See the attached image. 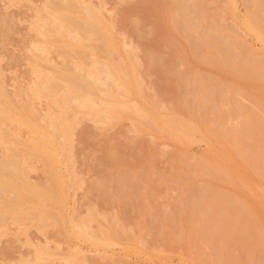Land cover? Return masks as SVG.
Wrapping results in <instances>:
<instances>
[{
    "label": "rangeland",
    "instance_id": "1",
    "mask_svg": "<svg viewBox=\"0 0 264 264\" xmlns=\"http://www.w3.org/2000/svg\"><path fill=\"white\" fill-rule=\"evenodd\" d=\"M49 1L56 3L58 1L62 2L63 0H0V90L1 94H5L2 95L3 98L1 102L4 101V103L2 102V107L0 106V111L2 110V113H0H6H4L5 115H0V117L2 116L0 119L2 123H0V137L2 140L4 139L3 141L6 143L4 146L0 145V181L3 182L4 178V180L9 181L11 184L15 183L13 186H16V192H19L21 188L23 189L27 185H30L29 187L31 188L35 186L34 189L36 192L39 190L36 194L40 197L42 195V199L38 201L41 202L43 200V202L36 204L38 201L35 199V195L33 193H28L29 196L27 192L23 193L25 192L23 189L20 193L29 196H25L24 198L25 207L19 208L18 211L16 210L18 208L17 206L14 208L15 211L12 209L13 216H4L0 214V264H198L196 263V252L199 251L200 252L197 254H200L202 258L200 264H213L210 262L212 261V257L209 249L205 248V244L199 241V235L196 229L192 227L193 225L191 226L193 231H190L192 229L188 230L191 234L189 233L190 236L189 234L186 235L188 236L186 241H198L199 246L197 244L195 252L186 247V252L184 249L186 245L184 238L186 236H182L177 227L175 228L170 225L172 224L170 219H172V213L187 202V185L176 177H182L184 174H182V172H184V169L186 171L188 168L189 160L196 158L197 155L203 156L207 151H215L216 153L214 154H218L217 152L219 151L216 149L219 145L217 141L214 142L216 138L214 135H211V132H214V130L218 128L222 129L223 127L222 130H229L233 125L240 122L236 116L240 108L248 112L254 111L255 109V105L253 104L254 101H252V96L254 94L251 95L252 91L255 92L256 90V86H254L255 83L254 85L253 83H248L249 85L247 87L249 88L246 87L248 90L245 88L244 90L239 88V90L234 89L239 83L237 81H232L233 78L229 80L230 78L223 75L224 73L222 70L202 60L200 53H198L200 56L199 59L198 55H196L199 50H196L195 45L196 41H198L197 39H200L203 35L216 33L217 35L219 34L220 39H229L230 42L229 40L227 41L234 45L235 48L238 47L237 49H242L244 46L243 48L247 51L243 49V53L241 52L242 54L239 51L238 57H241L239 59L245 58V55H248L249 52L253 54L254 52L257 54L260 52L261 54L259 55H262L261 57L264 58V43L261 42L254 33H249V31L247 32V30L242 27V20L247 14L246 8L250 6V4L247 3L248 0L246 2L245 0H231L232 4H228L225 0H76L79 4L81 2L88 5L90 4L89 6L93 10L95 9L96 14L98 11V17L100 15L101 19L106 22V24L110 25V23L115 22V25L113 23L111 24L114 26V28L111 27V32L112 30L114 32H112V38L118 39L119 33L124 37L120 35L122 38L118 39L116 42H114L115 40L113 39L112 41L119 46L118 50H121L120 48L122 46L118 42H126L124 43V51L123 47L122 51H116V47L114 50H111L115 52H110L109 50L104 51L101 46L96 43L98 37H96V39L93 37L92 40L95 39V42L93 41L92 43V40L90 42L88 41L90 38L84 39L81 36H74L73 34H69L70 37L67 33L59 34L57 31H50L51 33L49 34L51 36L47 34L48 32L44 33L41 28V23H43L42 14L52 11L50 8L51 2ZM263 1L264 0H260L259 2L264 3ZM178 2L182 5L180 3L179 5ZM171 3L175 5V7L177 6L176 8H178V10L181 9L180 12L183 11V13L181 14L177 10L176 14L175 7H173ZM225 6L227 7L225 8ZM148 7H150V10H148ZM230 7L233 9L231 10ZM222 10L224 12L221 13ZM188 11L191 13L190 15H188ZM229 11L232 12L230 13ZM162 13L164 16L163 18ZM187 15L191 19L188 18V25L191 28L194 26L196 27L195 30L189 32V35L192 34V38L186 35L180 26V20L186 19ZM155 16L158 18L155 19ZM167 16H169V18ZM158 19L159 23L157 22ZM163 19L167 23L166 25L170 26L168 29L171 30H167L169 32L166 31V34H169L165 37L161 34L163 31V27L161 26ZM108 21L110 23H108ZM198 24L199 27L201 26L200 28H197ZM220 24H222V26ZM158 27L160 28L157 29ZM201 28L203 31H206L205 34L203 31L199 30ZM193 32H195L194 35L196 36H193ZM181 33H183V35ZM179 35L183 36L184 39L181 36L182 39H180V37H178ZM225 35H228V37H224ZM114 36H118V38ZM185 36H188V38H185ZM79 39L81 41L83 40L86 45L89 44V46H76L78 44L77 40ZM188 39H190L193 44H189L190 41H188ZM94 45L96 48H92ZM193 45H195L194 50L192 47ZM238 45L242 46L240 47ZM179 46L183 47L180 48ZM59 47L62 48L61 50L67 48L66 51L60 52ZM249 48L254 51H251V49L249 50ZM56 51H59L63 59ZM106 52H109V54H106ZM176 52L177 54L179 53L178 57ZM194 54L197 57H195ZM91 56L93 57L91 58ZM94 58H96V60ZM69 60L72 65L69 63ZM122 60L125 61L122 63ZM46 61L49 63H46ZM64 63L67 64V66L68 64L71 65L72 68L68 66L69 70H75L74 73H76L77 67L81 66L88 72H93L94 69L96 71L99 69L100 71L104 70L100 72V75L98 74L99 71L97 72L100 79L106 77L108 64L109 67H113L115 64L124 65L122 67L126 74H131L129 77L131 87L135 89L139 88V91H134L135 89H132V95L122 96L126 100L120 96L116 97L115 100L120 101L122 98L123 100L121 99V102L125 101L123 108L131 113L126 112V110L122 112V107H118V109L121 110L120 112L116 107H113L114 110H109L111 113L109 111L107 112L108 109L105 107L107 106L110 108V105L106 102L111 100L109 99V101H107L108 99L105 97L102 98L105 100H101L100 98L103 95L99 94L102 96H98V98V93H96L97 95L94 94L95 96L93 95L92 99L94 98V100H91L88 106H83L84 109L82 105L81 108L78 107V103L83 99L81 96L79 100V96L70 99L69 101L71 103L68 101L65 105L62 97L64 95L63 87L61 85L56 89V92H50L45 89L44 86V81L48 74L51 72L56 75V71L64 66ZM101 64L106 67L103 66V68H101ZM180 64L182 67H180ZM187 64H189V66ZM133 66H135V69ZM178 66L179 68L177 69ZM183 66L187 69V71L185 70L186 74L181 73L184 72ZM175 67L177 70H175ZM179 71H181L180 74ZM194 74L196 76H194ZM101 75H103L102 78ZM134 77L138 78L135 79ZM209 78L210 80L221 82L226 81L232 88L234 87V91L236 90L235 92L232 90L228 93L229 99L227 97L224 99L228 101V103L223 101V107H229L227 110L224 108L225 117H228L224 119V124L221 122L222 126L220 125L221 123L218 124L219 122H217L218 120L216 119L218 113L217 108L214 105L210 107L208 104H204L203 102L200 103L201 99L199 93L203 92L204 82L208 81ZM197 79L198 81H196ZM107 80L106 78L107 84H110ZM202 80H204L203 83ZM40 81L42 83H40ZM135 82L137 83L135 84ZM35 83L37 84V88L35 87ZM60 90L62 91L60 92ZM99 90H103L102 86L99 87ZM246 93L249 96L251 95V97L249 98V96H246ZM229 95L235 97L233 98ZM242 96L245 97L243 98ZM96 97L104 103H99ZM151 98L153 99L151 100ZM95 99H97L96 102ZM153 101H155L156 104L153 103ZM56 102L59 103V105ZM105 103L107 105H105ZM91 104H95V106ZM98 104H103L104 106ZM149 104H151V109L148 108ZM153 104L154 106H152ZM239 104L241 107H239ZM22 105H24V107ZM204 105L206 108H204L205 110L203 109ZM85 108L87 110L90 108V113L89 111L87 112ZM93 108L95 109L92 110ZM154 108L157 110L156 112L160 109V113H157L158 116L154 113ZM209 108L211 111H209ZM75 109L77 112L74 111ZM26 110L28 111L26 112ZM101 110L105 113L103 112L102 114ZM131 110H133L134 113ZM138 110H143L145 113L141 114V111L138 116ZM190 110L192 111L190 112ZM24 111L26 112V116ZM151 111L159 118L170 116L171 118L186 122L190 127L192 126L193 130L191 132L194 133L192 134L189 132L190 134L188 133L185 137V142L178 141L168 136V133L163 129L161 130L160 126L154 125L150 120L147 121L148 117H146V113L149 114ZM229 111L230 114H228ZM32 112H34L33 115L31 114ZM91 112L93 116H91ZM97 112L98 114L95 115ZM76 113L78 114L76 115ZM87 113H89V116ZM161 113L165 114L162 115ZM186 113H188V116ZM48 114H51V117ZM81 114L84 115L82 116ZM212 114L213 117H210ZM22 115L25 116L26 121L25 118L23 119L24 116ZM74 115L78 120L74 118ZM48 116L50 117L49 120ZM230 116L232 118L235 117L232 119ZM193 117L198 118V120L195 118L197 122L204 120L198 123L204 128L196 124ZM205 117H208V124L206 123ZM212 118L214 122H212ZM68 119H71L72 121H70L73 124H69ZM237 119L239 121H237ZM225 120L229 121L226 122ZM41 121L42 123H40ZM46 121L49 122L47 123ZM19 122L22 124H19ZM25 122L28 124V127L24 124ZM140 122L142 125L139 124ZM215 122H217L219 126ZM30 123L34 125V128H37V130H35L36 128L34 129L33 134V137H37L36 145L28 144L30 137H32L30 133L31 130L29 129V126H31L29 125ZM66 123L68 124L67 127L63 125ZM23 124L26 125V128L22 127L24 126ZM50 124L53 126L48 127ZM149 124L150 126L148 128L147 126ZM204 125H208V129L211 131L207 130V127ZM212 125L217 126L214 127ZM211 127L213 128L211 129ZM68 128L70 131H67ZM53 131L55 133L59 131L58 134L56 133L57 136H53ZM204 131L207 134H205V137L203 135ZM47 132L46 140L44 137ZM51 132L52 134L50 136ZM36 134L39 136H36ZM63 135L64 137L66 136L64 139ZM207 136L210 139L207 138L206 140H208L210 144L206 143L205 138ZM202 137L204 138L202 139ZM56 138H60V142L56 140ZM24 139H26V143H24ZM48 139H50V141L55 139L56 141L53 140V142H48ZM41 140L43 143L45 141V143L48 142L47 146L49 147L45 145V148ZM212 141L214 143L211 145ZM7 142L10 144L8 145ZM35 146H37V148ZM208 146L210 150L208 149L206 151ZM230 153L229 156L231 157L228 158V161L229 163L233 162V164L230 163V167L237 168L239 166V154L237 151H233V154L231 153L232 155ZM179 154L181 155L180 157ZM181 157L182 159H180ZM230 158L233 161H230ZM183 160L187 161L182 163ZM7 161L10 162L8 163ZM17 161L18 165L15 167L14 164ZM235 163L236 166L234 165ZM5 165L14 167L16 171L17 169H22L19 171L22 177L20 178L17 171V176H14L15 178L12 177L14 180L9 173L10 176L8 177L10 179L7 178L6 175L8 174L2 172H7L4 169ZM181 169L183 171H180ZM3 175H5L6 178L3 177ZM249 180L253 185L252 188L256 190V188H254V186H256L254 185L256 178L249 177ZM178 181L180 183H178ZM26 183L27 185H25ZM177 185L179 187H177ZM223 185L222 183L221 185L218 184V187L221 188L222 186V189H224ZM10 190L13 191L9 188L5 190L2 189V191L0 189V194L2 192L0 198H3L5 201L9 199L8 202L12 201L14 194H12ZM16 192L13 191V193ZM180 196L184 198L179 199ZM177 200H179L180 203ZM33 203L36 205H30ZM33 207L36 209L34 210ZM33 210L35 212H32ZM167 211L169 212L167 213ZM58 215H60V217ZM147 219L150 222H148ZM70 220L71 222H69ZM192 223H194V221H192ZM167 233L169 240L166 237ZM169 235H171L170 238ZM181 240L184 241V244ZM201 245L205 246L204 248L206 250ZM73 249H75V252ZM207 252L208 255L206 257ZM234 253L236 258L243 256V252L240 249L235 250Z\"/></svg>",
    "mask_w": 264,
    "mask_h": 264
},
{
    "label": "bare ground",
    "instance_id": "2",
    "mask_svg": "<svg viewBox=\"0 0 264 264\" xmlns=\"http://www.w3.org/2000/svg\"><path fill=\"white\" fill-rule=\"evenodd\" d=\"M79 1V0H77ZM76 0H63L62 2H56V3H53L51 1V10L50 12H44L42 14V26L41 28L43 29L44 33L48 32L47 34L51 33L50 31H57L60 33H67V35L69 34H73L74 36H81L83 37L84 39L85 38H90V40L88 39V41L90 42L92 40L93 37H98V41L96 42L97 44H99L101 46V48L104 50V51H110V52H115V51H111V50H114L116 47V51L118 50L119 46L116 45L114 42H116L118 39L124 37L121 35V33H119V38L118 36H114V37H117L118 39H113L112 38V32H111V27L114 28V26H112L111 24L113 23V19H112V23H110L108 21V23H110V25L106 24V22H104L100 15L98 17V11H97V14L95 12V9L93 10L88 4H85L83 2H81L79 4V2H77ZM147 1V0H146ZM228 2V4H232L231 3V0H225ZM223 1V2H225ZM247 0H245L246 2ZM260 0H248V4H250V6H245L247 7V14L246 16L243 18L242 20V27L245 28V30H247V32L249 31V33H254V35H256V37L261 40V42L264 43V3H261L259 2ZM186 2V1H185ZM189 2V1H188ZM244 2V4H245ZM264 2V1H263ZM53 3V4H52ZM180 2H178L179 4ZM49 4V3H48ZM172 4V3H171ZM175 4V3H174ZM177 4V3H176ZM177 4V5H178ZM181 4V3H180ZM179 4V5H180ZM189 4V3H188ZM187 4V5H188ZM227 4V6H228ZM247 4V5H248ZM152 5V4H151ZM173 5V4H172ZM178 5V6H179ZM182 5V4H181ZM150 6V4H149ZM224 6V5H223ZM225 6V8L227 7ZM230 6V5H229ZM232 6V5H231ZM46 7V6H45ZM94 7V6H93ZM151 7V6H150ZM148 7V10H150ZM172 7V6H171ZM173 7H175V5H173ZM177 7V6H176ZM175 7V10H176V14H177V10L178 8ZM183 7V6H182ZM181 7V8H182ZM222 7V6H221ZM234 7V6H233ZM219 8V7H218ZM231 10L233 9L232 7H230ZM229 8V9H230ZM173 9V8H172ZM180 9V8H179ZM185 9V7H184ZM46 10V8H45ZM152 10H153V6H152ZM151 10V11H152ZM171 10V9H170ZM181 10V9H180ZM180 10H178V12H180ZM183 10V9H182ZM100 11V9H99ZM156 11V10H155ZM149 12V11H148ZM170 12V11H169ZM172 12V11H171ZM189 12V11H188ZM224 12L223 10L221 11V13ZM230 12V11H229ZM232 12V11H231ZM230 12V13H231ZM246 12V11H245ZM150 13V12H149ZM181 14L183 13L180 12ZM187 13V12H186ZM41 14V13H40ZM154 14V13H153ZM179 14V13H178ZM191 13L189 12L188 15H190ZM150 15V14H149ZM169 15V14H168ZM171 15V14H170ZM175 15V14H174ZM180 15V14H179ZM178 15V16H179ZM184 15V14H183ZM187 15L186 19H181L180 17V26L182 27L183 29V32L188 35L189 37H191V35H189V32H191L192 30H195L196 27H190L187 23L188 21V18L190 19V17ZM166 16V15H165ZM182 16V15H181ZM186 16V15H185ZM113 17V16H112ZM163 13H162V18H163ZM169 18V16H167ZM166 17V18H167ZM183 17V16H182ZM221 17V16H220ZM219 17V18H220ZM158 17L155 16V19H157ZM160 18V16H159ZM173 18V17H172ZM176 18V16H175ZM108 19V18H107ZM154 19V20H155ZM165 19V18H164ZM162 21V27H163V31L161 32L162 36H166L168 35L169 33L166 34V31L169 30L168 28L170 27L169 25H166L167 23L164 21ZM171 20V19H169ZM175 20V19H173ZM191 20V19H190ZM41 21V20H40ZM106 21V20H105ZM175 21H178V20H175ZM219 21V20H218ZM222 21V20H221ZM159 23V19L157 21ZM161 22V20H160ZM172 22V21H171ZM197 22V20H196ZM241 22V21H240ZM115 23V22H114ZM113 23V24H114ZM156 23V22H155ZM156 23V24H158ZM179 23V22H178ZM193 23V22H192ZM199 23V21H198ZM195 24V23H194ZM201 25V23H199ZM199 24L197 26V28L199 27ZM223 24V23H222ZM222 24H220L222 26ZM115 25V24H114ZM176 25V24H175ZM179 25V24H178ZM197 25V24H196ZM241 25V24H240ZM160 26V25H159ZM193 26V24H192ZM172 27V26H171ZM174 27V25H173ZM177 27V26H175ZM201 27V26H200ZM199 27V28H200ZM219 27V26H217ZM160 27H158L157 29H159ZM162 29V28H161ZM160 29V30H161ZM176 29V28H175ZM174 29V30H175ZM181 29V28H179ZM178 29V30H179ZM214 29V28H213ZM173 30V31H174ZM201 31V29H199ZM217 30V29H216ZM159 31V30H157ZM171 31V30H169ZM167 31V32H169ZM215 31V30H214ZM220 31V30H218ZM42 32V31H40ZM177 32V31H176ZM182 32V30H181ZM204 34L206 33V31H203ZM208 32V31H207ZM217 32V31H216ZM223 32V31H222ZM114 33V32H113ZM173 33V32H171ZM195 32H193V36H196L194 35ZM201 33V32H200ZM225 33V32H224ZM234 33V32H233ZM116 34V33H115ZM114 34V35H115ZM118 34V32H117ZM159 34V33H158ZM183 35V33H181ZM235 34V33H234ZM50 35V34H49ZM51 36V35H50ZM70 36V35H69ZM160 36V35H159ZM181 35H179L178 37H180ZM188 36H185V38ZM71 37V36H70ZM161 37V36H160ZM163 37V38H164ZM183 38V36H181ZM180 37V39H182ZM198 37V36H197ZM224 37H228V35L224 36ZM255 37V36H254ZM67 38V37H66ZM74 38V37H73ZM82 38V39H83ZM162 38V37H161ZM167 38V37H166ZM171 38V37H170ZM192 38V37H191ZM235 38V36H234ZM241 38V37H240ZM69 39V38H68ZM77 39V37H76ZM81 39V38H80ZM77 40V45L76 46H89V44H85V42L82 40ZM95 39L92 40L91 42L93 43V41L95 42ZM115 40L114 42L112 41ZM168 39V38H167ZM172 39V38H171ZM170 39V40H171ZM184 39V38H183ZM55 40V39H54ZM87 40V39H86ZM123 40V39H122ZM169 40V41H170ZM196 40V39H195ZM198 41H196V50H199V52H197L196 55H198V53H200V56H202V60H204L206 63L208 64H211V65H214L216 66L217 68H219L220 70L223 71V75H225L227 78H230L229 80L232 79V81H237L239 83V85H236V87L234 89H241V90H244L249 88L247 87L249 84L248 83H255L254 86H256V90L255 92L252 91L251 95H253V100L254 101V105H255V109L254 108H251V109H254V111H251V112H248V111H245V109H242L240 108L238 111H237V118L240 120V122H238L237 124L233 125L232 128H230L229 130H222V129H216L214 130V132H211V135H214L216 140H214V142H218L217 145L218 148L216 149L218 154H214L216 153L215 151L211 152V151H207L208 149L210 150L209 146L208 148H206V151L207 153L204 154L203 156H199L197 155L196 158H192L189 160L188 162V168L187 170L185 171L184 169V172H182V177H178L177 176L176 178H179L181 179L185 185H187V193H186V197H187V202L184 203L183 206H180V208L173 212L172 213V219H170L173 227H177L179 229V232L181 233L182 236H186L187 234H189L190 232L188 230L192 229V227H194L196 229V232L198 233L199 235V241H201V243L205 244V246L201 245L203 248H208L209 251H210V254H211V259L213 264H264V58L261 57L262 55H259L261 54L259 51V54H257L256 52L251 53L249 52L248 55H245V58L243 57L242 59H239L241 57H238V52L240 51V53L243 51V48L242 49H237L235 48L234 45L230 44V40L229 42L227 40H223V39H220L219 37V34L217 35L216 33H208L206 34L205 36L203 35L200 39H197ZM238 40V39H237ZM242 40V39H241ZM124 41V40H123ZM186 41V40H185ZM188 41H190V39H188ZM187 41V42H188ZM232 41V40H231ZM64 42V41H63ZM72 42V41H70ZM113 42V43H112ZM167 42V41H166ZM171 42V41H170ZM169 42V43H170ZM186 42V43H187ZM241 42V41H239ZM74 43V42H73ZM95 43V44H96ZM119 44H121V50H118V51H122V47H123V51H124V43H126L125 41L122 42H118ZM192 43L191 41L189 42V44ZM96 44V45H97ZM172 44V43H171ZM193 44V43H192ZM235 44V43H234ZM239 44V43H238ZM61 45V44H60ZM126 45V44H125ZM169 45V44H168ZM176 45V44H175ZM175 45H172V46H175ZM195 45H193V50H194V47ZM53 46V45H52ZM57 46V45H56ZM64 46V44H63ZM69 46V45H68ZM99 46V47H100ZM170 46V45H169ZM238 46H242V45H238ZM55 47V46H54ZM180 47V46H179ZM183 47V46H181ZM180 47V48H181ZM239 47V48H240ZM246 47V46H245ZM60 48V47H59ZM65 48V47H64ZM67 48V47H66ZM66 48L64 50H61L62 48H60V52L61 51H66ZM70 48V47H68ZM83 48V47H82ZM92 48H96V46H92ZM188 48V47H187ZM86 49V48H85ZM251 48H249L250 50ZM57 50V48H56ZM88 50V49H87ZM102 50V51H103ZM238 50V51H237ZM246 50V49H245ZM253 49H251L252 51ZM94 51V50H93ZM96 51V50H95ZM101 51V50H100ZM130 51V50H128ZM247 51V50H246ZM254 51V50H253ZM57 52V51H56ZM185 52V51H184ZM58 55L61 56V54H59V51L57 52ZM64 53V52H63ZM62 53V54H63ZM87 53V52H86ZM96 53V52H95ZM109 54V52H106V54ZM119 53V52H118ZM117 53V54H118ZM122 53H125V52H122ZM239 53V54H240ZM243 53V52H242ZM241 53V54H242ZM256 53V54H255ZM177 54V52H176ZM179 54V53H178ZM178 54H177V57H178ZM183 54V53H182ZM240 54V55H241ZM263 54V53H262ZM65 55V54H64ZM126 55V54H125ZM181 55V54H180ZM195 54L194 56L197 57ZM68 56V55H67ZM80 56V55H79ZM129 56V55H128ZM200 56L198 55V58L200 59ZM93 56H91L92 58ZM102 57V56H101ZM108 57V56H107ZM130 57V56H129ZM133 57V56H132ZM180 57V56H179ZM69 58V57H67ZM98 58V57H97ZM117 58V57H116ZM63 59V57H62ZM96 60V58H94ZM131 59V58H130ZM134 59V57H133ZM78 60V59H77ZM135 60V59H134ZM183 60V59H182ZM181 60V61H182ZM195 60V59H194ZM75 61V60H74ZM125 60H122V63L124 62ZM129 61V60H128ZM132 61V60H131ZM180 61V62H181ZM184 61V60H183ZM48 61H46L47 63ZM67 62V61H66ZM99 62V61H98ZM134 62V61H133ZM49 63V62H48ZM69 63L72 65V63L70 62L69 60ZM79 63V62H78ZM77 63V64H78ZM92 63V62H91ZM103 63V62H102ZM106 63V62H105ZM118 63V62H117ZM121 63V62H120ZM121 63V64H122ZM131 63V62H130ZM203 63V62H202ZM62 64V62H61ZM74 64V63H73ZM95 64V63H94ZM115 64V63H114ZM121 64L117 65L115 64L113 67L110 66L109 67V64L107 66V73H106V77L104 78L103 75H101V78L100 79L97 75V72L99 71V75H100V72L104 71H100V69L98 71H96L94 69H92L93 72H88L84 69L83 66L81 67H77V71L76 73H74L75 70L71 71L69 70V67L70 66L72 68L71 65L68 64H65L64 63V66L60 67V69L56 68V67H53L55 69H58V71H56V75L54 73H49L48 76L46 77L45 81H44V86H45V89H47L48 91L50 92H53L55 91L56 92V89H58L59 85H61L63 87V93L64 95L62 96L63 97V102L66 103L76 97V96H79L78 100L81 99V97H83L82 101L81 102H77L79 104L78 107L81 108V105L82 107L84 106H88V104H90V101L91 100H94V98L92 99L93 95L98 93L97 97H102L100 98L101 100H105V99H102L103 97L107 98L109 101V99L111 101L109 102H106L108 103V105H110V108H108L107 106L105 108H107V112L109 110H114L113 107L117 108L118 107H124V102H121L124 98L122 96H129V95H132L133 94V90L132 89H135V88H132L131 87V82H130V75L126 74L124 68L121 66ZM75 65V64H74ZM82 65V63H81ZM106 65V64H105ZM132 65H135V64H132ZM185 65V64H184ZM189 66V64H187ZM207 65V64H206ZM80 66V64H79ZM96 66V65H95ZM102 66V64H101ZM104 66V65H103ZM103 66L101 68H103ZM209 66V65H208ZM213 66V67H214ZM75 67V68H76ZM98 67V65H97ZM100 67V65H99ZM106 67V66H104ZM126 67V66H125ZM129 67V66H128ZM134 69H135V66H133ZM180 67L181 64H180ZM179 68V66L177 67V69ZM184 68V66H183ZM105 69V68H104ZM127 69V68H126ZM131 69V68H129ZM176 67H175V70H177ZM182 69V68H181ZM180 69V70H181ZM218 69V70H219ZM51 70V69H50ZM133 70V69H132ZM131 70V71H132ZM184 72H181L179 71V74L180 72L181 73H184L186 74L185 70L187 71V69H183ZM91 71V70H90ZM96 71V72H95ZM131 71H128V72H131ZM135 71V70H134ZM192 71V70H191ZM55 72V71H54ZM177 72V71H176ZM193 72V71H192ZM96 73V74H95ZM104 73V72H103ZM178 73V72H177ZM47 74V73H45ZM135 74V73H134ZM196 74V73H195ZM194 74V76H196ZM198 74V73H197ZM128 75V76H127ZM136 75V74H135ZM177 75V74H176ZM189 75V74H187ZM138 76V75H136ZM203 76V75H202ZM201 76V77H202ZM43 77V76H42ZM45 77V75H44ZM193 77V76H192ZM198 77V76H197ZM221 77V76H220ZM223 77V76H222ZM106 78L108 79L107 81L110 82V84L106 82ZM135 78V77H134ZM138 78V77H136ZM135 78V79H136ZM207 78V76H206ZM211 78V77H210ZM209 80L204 82V80H202V83L204 82V85H203V92L199 93L200 95V99H201V102L200 103H204V104H208L210 105H214L216 108H217V120L214 119L219 122L218 124H220L221 122L223 123L224 122V119H227L228 116L225 117V114H224V108H226L225 110H227V108L229 107H223L224 105V102L223 101H226L224 99H226V97L229 99L228 97V93L231 92L233 90L232 86H230V84H228L226 81H217V80ZM225 78V77H224ZM42 79V78H41ZM195 79V78H194ZM200 79V78H199ZM219 79V78H218ZM44 80V79H43ZM42 80V81H43ZM110 80V81H109ZM37 81V80H36ZM198 81V79L196 80ZM39 82V81H38ZM37 82V83H38ZM132 82H133V79H132ZM34 83V82H33ZM40 83H42L40 81ZM134 83V82H133ZM132 83V84H133ZM137 82H135L136 84ZM141 83V82H140ZM36 84V83H35ZM134 84V86H135ZM43 85V84H42ZM40 86V85H39ZM43 86V87H44ZM102 86L103 90H99V87ZM133 86V87H134ZM199 86V85H198ZM37 88V84L35 86ZM138 87V86H136ZM247 87V88H246ZM61 88V87H60ZM198 88V87H197ZM239 88V89H238ZM253 88V87H252ZM1 89V87H0ZM42 89V88H41ZM139 89V88H138ZM137 88L134 90H138ZM254 89V88H253ZM240 90V91H241ZM248 90V89H247ZM44 91V90H43ZM59 91V90H57ZM62 90H60L61 92ZM139 91V90H138ZM201 91V90H200ZM234 91V90H233ZM236 91V90H235ZM234 91V92H235ZM4 92V90H3ZM2 92V93H3ZM239 92V91H238ZM251 92V91H250ZM254 92V93H253ZM49 93V92H48ZM58 93V92H57ZM56 93V94H57ZM137 93V92H135ZM139 93V92H138ZM141 93V91H140ZM139 93V94H140ZM155 93V92H154ZM248 93V91H247ZM246 93V94H247ZM4 94V93H3ZM3 94H1V90H0V106L2 107V102L4 103V101L1 102L2 98H3ZM55 94V93H54ZM99 94H102V95H99ZM232 94V93H231ZM234 94V93H233ZM245 94V95H246ZM5 95V94H4ZM197 95V96H199ZM236 95V94H234ZM244 95V94H243ZM251 95L249 96L248 94L246 96H249V98L251 97ZM56 96V95H55ZM59 96V95H58ZM95 96V95H94ZM122 97L120 99V101H116L115 98L116 97ZM135 96V95H134ZM139 96V95H138ZM141 96V94H140ZM231 96V95H229ZM96 97V98H97ZM98 97V98H99ZM196 97V95H195ZM233 97V95L231 96ZM235 97V96H234ZM233 97V98H234ZM240 97V96H239ZM243 97V96H242ZM245 97V96H244ZM243 97V98H244ZM55 98V97H53ZM57 98V97H56ZM61 98V96H60ZM97 98V99H98ZM155 98V96H154ZM7 99V98H6ZM59 99V98H57ZM76 99V98H75ZM97 99H95V102L97 101ZM129 99V98H128ZM127 99V101H128ZM153 98H151L152 100ZM198 99V97H197ZM199 99V101H200ZM126 100V99H124ZM195 100V99H194ZM99 103L102 102L104 103L103 101H100L98 99ZM159 101V100H158ZM62 102V103H63ZM228 103V101H226ZM251 102V101H250ZM29 103V102H28ZM50 103V102H49ZM57 103V102H56ZM55 103V104H56ZM69 103H71L69 101ZM73 103V102H72ZM98 103V102H97ZM95 103V104H97ZM105 103V105H107ZM129 103V102H128ZM153 103L156 104L155 101H153ZM158 103V102H157ZM195 103V101H194ZM225 103V104H227ZM230 103V102H229ZM24 104V103H23ZM53 104V103H52ZM59 105V103H57ZM56 104V105H57ZM61 104V102H60ZM95 104H91V105H94ZM6 105V104H4ZM3 105V106H4ZM54 105V104H53ZM57 105V106H58ZM62 105V104H61ZM64 105V106H65ZM71 105V104H70ZM98 105H103V104H98ZM150 105V106H149ZM148 105V108L151 109V104ZM159 105V104H158ZM195 105V104H194ZM230 105V104H229ZM238 105V104H237ZM24 107V105H22ZM63 106V107H64ZM104 106V105H103ZM102 106V107H103ZM154 106V104L152 105ZM6 107V106H5ZM4 107V108H5ZM59 107V106H58ZM73 107V106H72ZM83 107V109H84ZM102 107H99V108H102ZM156 107V105H155ZM158 107V106H157ZM185 107V106H184ZM183 107V109H184ZM197 107V106H196ZM195 107V109H196ZM199 107V106H198ZM213 107V106H212ZM236 107V106H235ZM239 107L240 104H239ZM10 108V106H9ZM17 108V107H16ZM21 108V107H20ZM31 108V107H30ZM62 108V107H61ZM68 108V107H67ZM70 108V106H69ZM127 108V107H125ZM129 108V107H128ZM137 108V107H135ZM148 108H147V111H148ZM161 108V107H160ZM191 108V107H190ZM205 108V105L203 107V109ZM26 109V107H25ZM24 109V110H25ZM32 109V108H31ZM64 109V108H63ZM71 109V108H70ZM74 109V108H73ZM77 109V107H76ZM76 109L74 111H76ZM95 108H93L92 110H94ZM97 109V108H96ZM116 109V110H117ZM124 109V108H123ZM122 109V112L125 111L126 109L123 110ZM138 109V108H137ZM142 109V108H141ZM162 110H164L163 108H161ZM192 109V108H191ZM193 109V110H195ZM206 109V108H205ZM204 109V110H205ZM208 109V108H207ZM215 109V108H214ZM233 109H236V108H233ZM23 110V109H22ZM66 110V109H65ZM72 110V109H71ZM71 110H68V111H71ZM85 110H87L85 108ZM90 110V108H89ZM87 110V112L89 111ZM98 110V109H97ZM104 110V109H102ZM101 110V111H102ZM106 110V109H105ZM115 110V112H116ZM135 110V109H133ZM131 110V111H133ZM146 110V109H145ZM156 115L158 116V114L160 113L159 110L158 112H156L157 110L154 108ZM231 110V109H230ZM2 111V110H1ZM0 111V112H1ZM28 110H26L27 112ZM79 111V109H78ZM81 111V110H80ZM118 111L120 112L121 110L118 109ZM139 111V112H138ZM137 113H138V116L140 114V112L142 111L141 114L145 113L143 112V110H138ZM150 111V110H149ZM192 110H190L191 112ZM209 111L210 108H209ZM213 111V110H212ZM215 111V110H214ZM235 111V110H234ZM25 112V111H24ZM26 112H25V116H26ZM31 112V111H30ZM77 112V111H76ZM104 111H102V114H103ZM110 112V111H109ZM118 112V113H119ZM126 112H129L131 113L130 111L126 110ZM205 112V111H204ZM227 112V111H226ZM225 112V113H226ZM2 113V112H1ZM0 115H3L1 114ZM29 113V112H28ZM34 112H32L31 114L33 115ZM38 113V112H37ZM90 113V111H89ZM89 113L88 116H89ZM100 113V112H99ZM105 113V112H104ZM111 113V112H110ZM113 113V112H112ZM117 113V112H116ZM134 113V111H133ZM149 113V112H148ZM152 111L147 114L146 113V117H148V120L147 121H151V123H154V125H158V127L160 126L161 127V130H165L168 134V136H171L172 138L178 140V141H181V142H185L184 140L185 137L188 135L189 132H191L193 130L192 126L190 127L186 122L180 120V119H175V118H171L170 116L169 117H164V118H159L157 117L155 114H154ZM158 113V114H157ZM193 113V112H192ZM211 113V112H209ZM216 113V112H215ZM6 114V113H5ZM4 114V115H5ZM60 114V113H59ZM71 114V113H70ZM74 114V113H72ZM78 113H76L77 115ZM92 114V112H91ZM98 114L95 113V115ZM101 114V115H102ZM109 114V113H107ZM162 114V113H161ZM165 114V113H164ZM162 114V115H164ZM188 113H186L187 115ZM194 114V113H193ZM228 114H230V111L228 112ZM234 114V113H233ZM18 115V114H17ZM31 115V116H32ZM39 115V114H38ZM49 116L51 114H48ZM69 115V114H67ZM82 115V114H81ZM84 115V114H83ZM82 115V116H83ZM114 115V114H113ZM161 115V116H162ZM170 115V114H169ZM232 115V114H231ZM24 116V115H22ZM25 116L23 117V119L25 118ZM37 116V115H36ZM35 116V118H36ZM48 116V120L49 117ZM61 116V115H60ZM93 116V114L91 115ZM104 116V115H102ZM106 116V115H105ZM112 116V115H111ZM116 116V115H115ZM137 116V115H136ZM176 116V115H174ZM188 116V115H187ZM2 117V116H1ZM0 117V119H1ZM64 117V115H63ZM96 117V116H95ZM107 117V116H106ZM104 117V118H106ZM145 117V115H144ZM209 117V116H208ZM207 117V118H208ZM210 117H213V114L212 116ZM231 117V116H230ZM235 117V116H234ZM233 117V118H234ZM16 118V117H14ZM34 118V117H33ZM40 118V117H39ZM59 119H61L60 117H58ZM74 118H75V115H74ZM73 118V119H74ZM94 118V117H93ZM132 118V116H131ZM139 118V117H138ZM180 118V116H179ZM195 118L196 117H193L194 121H195ZM207 118L205 117L206 119V123H207ZM232 118V117H231ZM232 118V119H233ZM4 119V117H3ZM6 119V118H5ZM46 119V118H45ZM55 119V118H54ZM72 119V118H71ZM70 119V120H71ZM77 119V117L75 118ZM80 119V118H79ZM98 119V118H97ZM96 119V120H97ZM136 119V118H135ZM147 119V118H146ZM198 120V118H196ZM237 119V121H239ZM69 120V119H68ZM69 120V124H73L71 121ZM78 120V119H77ZM191 120V119H189ZM203 120V119H202ZM209 120V119H208ZM212 122H214L213 118L211 119ZM236 120V118H235ZM18 121V120H17ZM25 121H26V118H25ZM43 121V120H42ZM42 121L40 123H42ZM58 121V119H57ZM62 121V120H61ZM65 121V120H63ZM99 121V120H98ZM105 121V120H104ZM137 121H140V120H137ZM186 121V119H185ZM192 121V120H191ZM201 121V120H200ZM197 122L195 121L196 124L198 123H201V122ZM226 121V120H225ZM229 121V120H228ZM226 121V122H228ZM3 122V121H2ZM14 122V121H13ZM21 122V121H20ZM19 124H22L20 123ZM24 122V121H23ZM29 122V121H28ZM47 122V121H46ZM49 122V121H48ZM47 122V123H48ZM53 122V121H52ZM67 122V121H65ZM71 122V123H70ZM78 122V121H77ZM134 122V121H133ZM210 122V120H209ZM217 122H215L217 124ZM233 122V121H232ZM1 123V122H0ZM4 123V122H3ZM15 123V122H14ZM51 123V122H50ZM60 123V122H59ZM222 123L220 124L222 126ZM235 123V122H233ZM2 124V123H1ZM18 124V125H19ZM26 124V122L24 123ZM23 124V125H24ZM54 124V122H53ZM134 124V123H133ZM141 124V122L139 123ZM191 124V123H190ZM204 124V123H203ZM208 124V123H207ZM209 124H212V123H209ZM217 124V125H218ZM224 124V123H223ZM27 125V126H26ZM22 127H28V124H26ZM31 125V123L29 124ZM62 125V124H61ZM63 125H66L67 127V123L66 124H63ZM135 125V124H134ZM142 125V124H141ZM194 125V123H193ZM198 125H201V124H198ZM217 125H212V126H217ZM228 125V123H227ZM225 125V126H227ZM231 125V124H229ZM33 126V127H32ZM47 126V125H46ZM50 126H53V125H49L48 127ZM59 126V125H58ZM57 126V127H58ZM150 124L147 126L149 128ZM197 126V125H196ZM206 126V125H204ZM219 126V125H218ZM224 126V125H223ZM19 127V126H18ZM25 127V128H26ZM65 127V126H64ZM146 127V126H145ZM202 127V125H201ZM207 127V130L208 129V125L206 126ZM36 128V127H35ZM34 125H31L29 126V129L31 130L30 133L32 134V137H30V140L28 142V144L30 143V145H36L37 144V137H33V134H34ZM43 128V127H42ZM63 128V127H62ZM200 128V127H199ZM198 128V130H199ZM204 128V127H202ZM210 128V127H209ZM213 127H211L212 129ZM227 128V127H226ZM47 129V128H46ZM51 129V128H50ZM49 129V130H50ZM137 129V128H136ZM151 129V127H150ZM160 129V128H159ZM195 129V128H194ZM201 129V128H200ZM37 130V128L35 129ZM53 130V128H52ZM59 130V128H58ZM66 130V129H65ZM69 130V128L67 129V131ZM197 130V131H198ZM206 130V129H204ZM48 131V130H46ZM70 131V130H69ZM211 131V130H209ZM45 132V131H44ZM54 132V131H53ZM64 132V131H63ZM202 132V130H201ZM36 133V131H35ZM57 133V132H56ZM56 133L54 132V135H56ZM59 133V131H58ZM57 133V134H58ZM65 133V132H64ZM67 133V132H66ZM192 133V132H191ZM194 133V132H193ZM192 133V134H193ZM196 133V132H195ZM200 133V131H199ZM208 133V132H207ZM210 133V132H209ZM19 134V133H17ZM44 134V133H43ZM48 132L45 134V139L47 138ZM52 132L50 133V136H51ZM62 134V133H61ZM190 134V133H189ZM197 134V133H196ZM205 131H204V137H205ZM38 134H36L37 136ZM207 135V134H206ZM3 136V134H2ZM39 136V135H38ZM57 136V135H56ZM194 136V135H193ZM210 136V135H209ZM28 137V138H29ZM41 137V136H40ZM66 137V136H65ZM64 135H63V139L65 138ZM202 137V139L204 138ZM211 137V136H210ZM42 139H44L43 137H41ZM41 138H38V139H41ZM52 138V137H51ZM61 138V137H60ZM60 138L56 140H59L60 142ZM210 139L208 136L205 138L206 139ZM213 138V137H211ZM62 139V138H61ZM192 139V138H191ZM214 139V138H213ZM4 140V139H3ZM2 140V138L0 137V145L4 146L6 145V143ZM20 140V139H19ZM23 140V139H22ZM47 140V139H46ZM49 141L48 142H53V140L55 139H51L52 141H50V139H48ZM55 140V141H56ZM189 140V139H188ZM24 143H26V139H24ZM42 141V140H41ZM65 141V140H64ZM68 141V140H67ZM17 142V141H16ZM40 142V141H39ZM46 142V141H45ZM44 142V143H45ZM47 142V143H48ZM62 142V141H61ZM180 142V143H181ZM211 142V141H210ZM212 141L211 145L214 143ZM43 143V141L41 142ZM42 144V145H46L47 146V143L45 144ZM63 143V142H62ZM65 143V142H64ZM206 143H209L208 140H206ZM7 144L9 145L10 143L7 142ZM51 144V143H50ZM54 144V143H53ZM61 144V143H60ZM210 144V143H209ZM216 144V143H215ZM49 145V144H48ZM56 145V144H55ZM208 145V144H206ZM45 146V148H46ZM52 146V144H51ZM50 146V147H51ZM58 146V145H56ZM214 146V145H213ZM8 147V146H7ZM23 147V145H22ZM37 148V146H35ZM49 147V146H47ZM34 148V147H33ZM31 148V149H33ZM39 149V148H38ZM214 149V148H213ZM212 149V150H213ZM232 150V151H231ZM7 151V150H6ZM233 151H237L238 154H239V166L236 168H232L230 167L231 164H233V162L230 164L229 161H228V158L231 157L229 156V153L233 152ZM36 152V151H35ZM230 153V154H231ZM44 154V153H43ZM42 154V155H43ZM233 154V153H232ZM231 154V155H232ZM201 155V154H200ZM181 155L179 154V157ZM200 158H199V157ZM234 156V155H233ZM237 156V155H236ZM189 157V156H188ZM195 157V156H194ZM191 158V157H190ZM234 158V157H233ZM178 159V158H177ZM182 159V157L180 158ZM235 159V158H234ZM238 159V158H237ZM1 160V158H0ZM47 160V159H46ZM48 161V160H47ZM181 161V160H180ZM184 161H187V160H183L182 163H184ZM230 161H233L231 160L230 158ZM237 161V160H236ZM1 162V161H0ZM8 162V161H7ZM10 162V161H9ZM8 162V163H9ZM13 162V160H12ZM235 162V160H234ZM6 163V162H5ZM17 163V164H16ZM14 164V166L16 167V165H18V161ZM186 163V162H185ZM230 165H229V164ZM237 163V162H236ZM236 163L234 164L236 166ZM4 164V163H3ZM13 164V163H12ZM181 164V163H180ZM20 165V164H19ZM53 165V164H52ZM238 165V163H237ZM4 166V165H3ZM46 167V166H45ZM183 167V166H182ZM186 167V165H185ZM18 168V167H17ZM4 169L7 171V172H4L2 171L3 173H9L11 176V178H15L14 176H17V174L19 173V171L21 170H18V173L16 171V169L12 166H6L4 167ZM180 169V168H179ZM55 170V169H54ZM53 170V171H54ZM51 171V170H50ZM180 171H183L182 169ZM1 172V171H0ZM2 174V173H1ZM6 175L7 178H9L8 176L10 175ZM21 173H19L18 175L20 176ZM177 174V173H176ZM5 175H3V177L6 178ZM18 176V177H19ZM22 177V175L20 176V178ZM249 177H254L256 178V182L254 183V188H256V190H254L252 187L253 185L250 183V180H249ZM2 178V177H1ZM12 178V179H13ZM176 178H173L174 180H177ZM10 179V178H9ZM17 179V177H16ZM14 180V179H13ZM22 180V179H21ZM24 180V178H23ZM255 180V179H254ZM26 181V180H25ZM54 181V180H53ZM57 181V179H56ZM16 182V181H14ZM174 182V181H173ZM176 182V181H175ZM183 182H182V185H183ZM25 183V182H24ZM178 183H180L178 181ZM222 185L224 186V189H222V186L221 188L218 187V184L219 185ZM15 185L14 184H11L9 181H6L4 180L3 178V182L0 181V189L2 191V189H12L13 191L16 192V186H13ZM27 185V183L25 184ZM23 185V186H25ZM30 186V185H29ZM28 185L25 186V188H23L25 190V192L23 193H33L35 195V199L38 201V200H41L42 199V195L41 197L38 196L36 193L39 191L36 192V190L31 187H29ZM38 186V185H37ZM184 186V185H183ZM181 186V187H183ZM21 187V186H20ZM52 187V186H51ZM177 187H179L177 185ZM186 187V186H185ZM39 188V187H38ZM22 188L19 190V192H16V193H13V191L10 190V192L12 194H14V198L12 201L8 202L9 199H7L8 201H5L3 200V198L1 199L0 198V214L1 215H4V216H7V215H14L12 213V209L15 211V207L17 206L18 208L16 209L18 211L19 208H23L25 207V196L29 197L28 195H25V194H22L20 193L21 190H23ZM40 189V188H39ZM51 189V188H50ZM53 189V188H52ZM41 190V189H40ZM49 190V189H48ZM9 191V190H8ZM18 191V189H17ZM46 191V190H45ZM6 192V191H5ZM4 192V194H5ZM186 192V191H185ZM40 193V192H39ZM45 193V192H44ZM2 194V192H1ZM1 194H0V197H1ZM32 194V196H33ZM41 194V193H40ZM183 194V193H182ZM181 194V195H182ZM56 195V194H55ZM47 196H48V193H47ZM52 196V195H51ZM50 196V198H51ZM3 197V196H2ZM13 197V196H12ZM46 197V196H45ZM55 197V196H53ZM179 198V197H178ZM177 198V199H178ZM184 198V197H183ZM180 198L179 199H183ZM12 199V198H10ZM27 199V198H26ZM53 199V198H52ZM60 199V198H59ZM35 200V201H36ZM185 200V199H184ZM179 202V200H177ZM175 201V202H177ZM181 201V200H180ZM24 202V203H23ZM40 201L36 202V204L38 203L39 204ZM43 202V200L41 201ZM40 202V203H41ZM53 202V200H52ZM55 202V201H54ZM59 202V201H58ZM57 202V203H58ZM27 203V202H26ZM180 203V202H179ZM178 203V204H179ZM183 203V202H182ZM36 204H30V205H36ZM177 204V203H176ZM27 205V204H26ZM29 206V205H27ZM175 206V205H174ZM30 207V206H29ZM39 207V206H38ZM37 207V208H38ZM176 207V206H175ZM27 208V207H26ZM31 208V207H30ZM34 208V207H33ZM36 208H34L35 210ZM24 210V209H23ZM31 210V209H30ZM32 211V212H35V211ZM46 211V210H44ZM151 211V210H149ZM170 211V210H169ZM167 211V213L169 212ZM173 211V210H172ZM151 213V212H150ZM165 213V212H164ZM31 214V213H30ZM45 214V213H44ZM148 214V213H147ZM35 215V214H34ZM149 215V214H148ZM18 216V214H17ZM60 217V215H58ZM150 216V215H149ZM153 216V215H152ZM148 217V216H147ZM149 218V217H148ZM154 218V217H153ZM155 219V218H154ZM167 219V218H166ZM148 221V219H147ZM153 221V219H152ZM192 221H194V223H192ZM71 222V220L69 221ZM150 222V221H148ZM150 224V223H149ZM167 224V222H166ZM195 225V226H194ZM171 226V228H172ZM169 227V226H168ZM166 229V228H165ZM194 229V230H195ZM167 230H170V229H167ZM173 231V230H171ZM190 231H193L190 230ZM174 232V231H173ZM79 233V232H78ZM170 233V231H169ZM176 233V232H175ZM179 233V234H180ZM195 233V232H194ZM191 234V233H190ZM189 234V236H190ZM196 234V233H195ZM168 233L166 234V237H167ZM171 235H169V238H170ZM184 236V237H185ZM193 236V235H192ZM188 236H186L184 239L186 241V238ZM194 237V236H193ZM192 237V238H193ZM166 239V238H165ZM168 239V237H167ZM181 239V238H180ZM179 239V240H180ZM183 239V240H184ZM190 239V238H189ZM169 240V239H168ZM182 241V240H181ZM180 241V243H181ZM169 242V241H168ZM184 241H182L183 243ZM104 243V242H103ZM106 243V242H105ZM184 244V243H183ZM199 246V242L198 241H193V242H189L188 240L186 241V245H185V250H186V247L187 249L189 250H192L193 252L196 251V246ZM184 246V245H183ZM201 248V247H200ZM204 248V249H205ZM80 249V248H79ZM199 249V248H198ZM240 249L242 252H243V256L240 257V258H236L235 257V250H238ZM74 252H75V249H73ZM206 250V249H205ZM77 251V250H76ZM208 251V250H207ZM208 251V252H209ZM78 252V251H77ZM187 252V250H186ZM200 252V251H199ZM199 252H196V263L200 264L201 262V255L197 254ZM202 252V250H201ZM205 252V251H204ZM208 252L206 254V257L208 255ZM79 253V252H78ZM76 254V253H75ZM204 254V253H202ZM203 256V255H202ZM205 258V257H204ZM209 258H210V255H209ZM206 260V259H205ZM204 260V261H205ZM210 260V259H209ZM203 261V262H204ZM195 262V261H194ZM207 262V261H206ZM203 264V263H201Z\"/></svg>",
    "mask_w": 264,
    "mask_h": 264
}]
</instances>
